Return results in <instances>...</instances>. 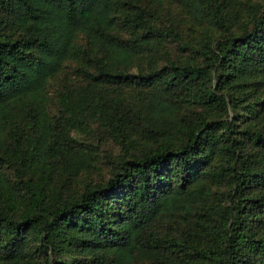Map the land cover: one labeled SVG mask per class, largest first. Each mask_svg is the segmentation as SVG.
I'll return each instance as SVG.
<instances>
[{"label": "trees", "instance_id": "1", "mask_svg": "<svg viewBox=\"0 0 264 264\" xmlns=\"http://www.w3.org/2000/svg\"><path fill=\"white\" fill-rule=\"evenodd\" d=\"M0 264H264V0H0Z\"/></svg>", "mask_w": 264, "mask_h": 264}, {"label": "rangeland", "instance_id": "2", "mask_svg": "<svg viewBox=\"0 0 264 264\" xmlns=\"http://www.w3.org/2000/svg\"><path fill=\"white\" fill-rule=\"evenodd\" d=\"M78 137H80L78 135ZM106 150V151H113L116 152L117 151V146L110 140L106 141L105 145L102 147V150Z\"/></svg>", "mask_w": 264, "mask_h": 264}]
</instances>
